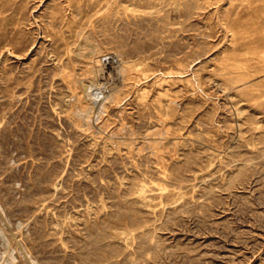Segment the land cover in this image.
Wrapping results in <instances>:
<instances>
[{
  "label": "rangeland",
  "instance_id": "1",
  "mask_svg": "<svg viewBox=\"0 0 264 264\" xmlns=\"http://www.w3.org/2000/svg\"><path fill=\"white\" fill-rule=\"evenodd\" d=\"M0 264H264V0H0Z\"/></svg>",
  "mask_w": 264,
  "mask_h": 264
},
{
  "label": "bare ground",
  "instance_id": "2",
  "mask_svg": "<svg viewBox=\"0 0 264 264\" xmlns=\"http://www.w3.org/2000/svg\"><path fill=\"white\" fill-rule=\"evenodd\" d=\"M101 61L102 60H96V63L100 64ZM114 63H116V67L113 66ZM115 71H116V74H115ZM89 72H90L89 75L91 74V78H93V79L99 78L100 75H103L102 77L105 80H110V79L114 78L116 75V76H118V79H119L118 81H121L122 85H125L127 81L133 80L134 76L137 74L136 72H134V67L132 65L128 64L127 62L117 61V60H115L114 62L108 61L107 65L103 64L100 67L95 66V67L91 68L89 70ZM64 76L66 77L65 79L70 84V87L73 90V97H74L73 108H72L73 115L78 120L79 126H84V125L89 126V123H90L89 119L91 118V115L93 114V112L94 113L96 112L95 120L100 118V114L103 112V108H104L103 107V100L105 98L110 100V99H113L115 97L111 96V94L109 93L110 95H108V96L103 95L102 99L100 98L101 100H99L100 101L99 102L97 100L99 99L98 97L101 96L102 91H101V88H99L100 86L97 87L96 81L91 80L89 85H83L82 81L80 79H77L74 77L75 75L73 76V75H68L65 73ZM116 86H118V85H116ZM77 87H79L82 90V97L79 96L78 93L76 92ZM116 91H117V89H116ZM113 93L115 94V92H113ZM104 94H106V92ZM83 100H85V102H83ZM97 102H98V105L96 106V109L94 110V107L97 104ZM92 117H93V115H92ZM8 257H10V258L12 257L9 252L7 254V257L4 258V260H6Z\"/></svg>",
  "mask_w": 264,
  "mask_h": 264
}]
</instances>
